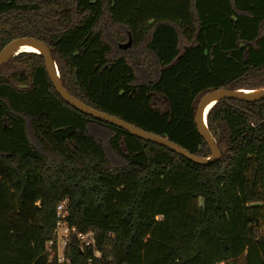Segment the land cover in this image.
Masks as SVG:
<instances>
[{
  "label": "trees",
  "instance_id": "trees-1",
  "mask_svg": "<svg viewBox=\"0 0 264 264\" xmlns=\"http://www.w3.org/2000/svg\"><path fill=\"white\" fill-rule=\"evenodd\" d=\"M25 36L48 45L73 96L199 157L212 154L201 98L264 87V0H0V52ZM207 122L221 158L201 164L66 102L42 54L11 56L0 264H264V98L220 99ZM64 200L96 245L72 233L59 262L47 244Z\"/></svg>",
  "mask_w": 264,
  "mask_h": 264
},
{
  "label": "water",
  "instance_id": "water-1",
  "mask_svg": "<svg viewBox=\"0 0 264 264\" xmlns=\"http://www.w3.org/2000/svg\"><path fill=\"white\" fill-rule=\"evenodd\" d=\"M35 46L38 48V52L43 55L45 60V66L48 72V75L54 84L57 92L60 96L69 104L77 108L78 110L101 119L103 121L109 122L111 124L117 125L123 129H126L131 134L136 135L138 137L147 139L149 141H153L165 147L172 149L173 151L185 156L186 158L201 163V164H210L215 162L221 158V150L219 149L218 145L216 144L215 137L212 135L207 122V114H208V107H211L220 99L226 97L237 98L244 101H257L264 98V87L260 89H227L222 88L218 90H213L206 93L202 98L198 105L195 121L197 124V128L199 133L204 137L206 142L211 148L212 154L209 157H199L191 152L187 151L186 149L182 148L181 146L177 145L176 143L170 141L168 138L154 134L152 132L146 131L132 123H129L122 118L117 116L111 115L109 113L100 111L91 107L90 105L82 102L75 96H73L63 85L62 80L60 78V72L56 65V62L52 56L50 48L48 45L37 38L34 37H18L12 41H10L0 52V66L5 63L11 56L21 52L27 51L26 46ZM132 45V36H129L127 42L121 43L120 47L123 49H127ZM213 102V103H212ZM210 107V108H211Z\"/></svg>",
  "mask_w": 264,
  "mask_h": 264
},
{
  "label": "built area",
  "instance_id": "built-area-1",
  "mask_svg": "<svg viewBox=\"0 0 264 264\" xmlns=\"http://www.w3.org/2000/svg\"><path fill=\"white\" fill-rule=\"evenodd\" d=\"M57 216L58 221L56 224L55 234L47 244V251L50 253L49 257L51 260L57 259L59 262H63L65 260L63 251L72 233H75L80 239L81 249L85 246L95 247L96 242L92 233L77 231L76 227H72L69 224L67 219L68 210L66 209V200L58 205ZM95 256L100 258L102 256L101 251L95 249Z\"/></svg>",
  "mask_w": 264,
  "mask_h": 264
},
{
  "label": "rangeland",
  "instance_id": "rangeland-1",
  "mask_svg": "<svg viewBox=\"0 0 264 264\" xmlns=\"http://www.w3.org/2000/svg\"><path fill=\"white\" fill-rule=\"evenodd\" d=\"M116 46H118V45H116ZM94 130L97 134H100V135L105 136V137H107L109 134V132L107 130H104L103 128H100V127H96ZM200 202L202 203V200H200ZM243 260H244L243 258L239 259V264H243Z\"/></svg>",
  "mask_w": 264,
  "mask_h": 264
},
{
  "label": "bare ground",
  "instance_id": "bare-ground-1",
  "mask_svg": "<svg viewBox=\"0 0 264 264\" xmlns=\"http://www.w3.org/2000/svg\"><path fill=\"white\" fill-rule=\"evenodd\" d=\"M26 50H27V51H39L37 47H35V46H31V45L26 46ZM212 103H213V102H212ZM211 105H212V104H210V106L208 107V109H210Z\"/></svg>",
  "mask_w": 264,
  "mask_h": 264
}]
</instances>
